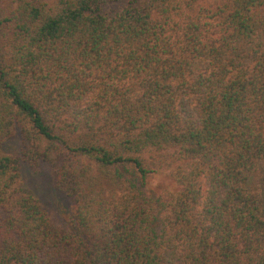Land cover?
<instances>
[{
  "label": "trees",
  "instance_id": "1",
  "mask_svg": "<svg viewBox=\"0 0 264 264\" xmlns=\"http://www.w3.org/2000/svg\"><path fill=\"white\" fill-rule=\"evenodd\" d=\"M111 1L0 0V264H264V0Z\"/></svg>",
  "mask_w": 264,
  "mask_h": 264
},
{
  "label": "rangeland",
  "instance_id": "2",
  "mask_svg": "<svg viewBox=\"0 0 264 264\" xmlns=\"http://www.w3.org/2000/svg\"><path fill=\"white\" fill-rule=\"evenodd\" d=\"M124 5V1L106 0L103 5V11L111 14L121 10ZM20 145V140L15 137L8 144L0 147V154L15 155L19 153ZM59 162L60 160L55 165L41 162L35 168L30 167L26 163H21L20 184L27 192L39 200L51 222L58 227L64 228L68 226L74 201L72 197L57 186L55 168ZM248 186L255 193H259L264 207V161L260 162ZM142 188L148 194L158 196L164 195L170 189H173V186L171 178L166 173L160 171L153 173Z\"/></svg>",
  "mask_w": 264,
  "mask_h": 264
}]
</instances>
